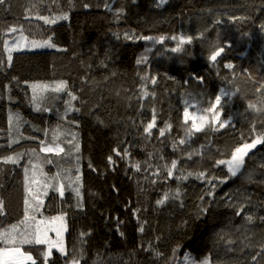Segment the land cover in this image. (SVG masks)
<instances>
[{
  "label": "trees",
  "instance_id": "obj_1",
  "mask_svg": "<svg viewBox=\"0 0 264 264\" xmlns=\"http://www.w3.org/2000/svg\"><path fill=\"white\" fill-rule=\"evenodd\" d=\"M157 2L9 0V11L0 7V35L9 26H16L22 27L24 34L31 39H45L50 35L56 44L55 48L13 53L12 67L0 73V92H4L2 86L9 84L11 77L21 81L12 88L14 102H9L7 92H4L5 98L0 99V156L33 148L38 151L40 140L51 143L53 129L77 134L84 207H75V197L70 191L65 192L62 200L57 193L49 191L45 199V215L67 212L65 247L71 252L73 248L79 251L83 246L85 259L81 264H178L173 261V249L177 246L178 258L192 254L198 259L211 257L215 264H248L253 251L264 244V222L260 219L264 217V168H261L264 144L257 145L249 154L251 159L246 158L245 172L252 176L250 183L239 178L228 179L226 167L217 166L215 161L230 158L235 147L250 143L257 132L264 131V123H261L264 120L253 121V112L246 110V102L257 103V96L264 95L256 91L259 83L264 82V29L260 27L264 23V0H169L159 8L155 6ZM85 3L90 7L85 8ZM120 8L125 11L117 18L116 12ZM29 9L32 10L31 17L26 18ZM37 12L45 16L66 12L69 19L45 25L42 20L35 19ZM217 19L221 21L219 24ZM201 32H205V38L186 45L191 57L170 51L176 46L175 40L166 39L163 44H155L124 39V33H134L137 37H199ZM116 34H119V39ZM218 38L221 46L226 48L219 65V76L217 69L207 60L208 50ZM147 48L152 52L146 53ZM2 51L3 45L0 44V53ZM160 51L164 55H160ZM141 54L148 56L146 65L135 63ZM101 62L108 67H102ZM229 62L234 65L232 71L223 67V63ZM192 69L204 78L206 88L189 81ZM113 73L116 75L112 76ZM144 75L155 77L157 83L147 84L149 92H154L155 96L142 100L139 97L145 82L140 77ZM60 80L67 81L79 97L73 104L81 109L80 112L69 113V120L74 123L59 119L63 115L65 101L69 99L64 93H49L50 98L45 105L51 109L49 112L37 113L29 104L32 95L29 84H54ZM220 89L229 92V96L222 98L220 108L222 121L229 123L216 132L211 131L213 125L208 123L201 127L206 128L205 131L196 133L187 144L179 145L180 151H174L173 141L185 138L191 124V121L187 125L184 123V101L199 102L198 107L206 108L214 102L215 95L221 94ZM10 109L27 121L20 125L19 133L34 137L21 139L12 148L7 147ZM153 110L157 116L156 127L148 139L143 134V126L151 120ZM97 117L104 123H97ZM165 122L171 123L172 129L160 137L159 129ZM19 133L13 125L12 134ZM57 142L67 148L64 135H60ZM201 145L208 147L199 156ZM117 147L121 152L130 148L132 161L141 162L142 168L147 161L153 166L152 170L136 173L126 161L115 155L113 149ZM189 152L194 155L191 161L186 159ZM48 155L40 154L41 157ZM109 155L117 162L115 170L107 164ZM209 155L210 159L207 158ZM172 160H178V168L185 173L205 171L225 179L226 183L216 189L213 198L205 195L208 187L205 182L191 177L181 185L182 207L176 200L156 206L155 201L169 187L174 190L179 182L161 179L153 185L150 183L155 179L152 171L159 169L163 177L164 166L170 165ZM89 161L103 175L91 171L87 166ZM25 163L26 158L19 166L6 165L0 175V184L3 185L0 196L8 204L7 215L0 217L4 226L23 218ZM69 166L73 167V163L62 161L60 167ZM113 185L119 189L118 192L113 191ZM230 202L243 204L244 212L238 215L236 208L227 206ZM128 205L133 209L137 206L145 209L140 213L141 218L147 221L145 233L137 230L136 219ZM201 207H207L208 211L201 213ZM245 214H255L254 222L246 224ZM115 216L125 221L123 238L109 219ZM82 231L91 233L83 244L79 237ZM228 240L235 243L229 245ZM149 243L161 253L159 258L144 250ZM249 243L253 249L244 248ZM229 247L234 250L229 251ZM32 251L36 255V250ZM53 259L55 264H64V258L55 250Z\"/></svg>",
  "mask_w": 264,
  "mask_h": 264
},
{
  "label": "snow or ice",
  "instance_id": "obj_2",
  "mask_svg": "<svg viewBox=\"0 0 264 264\" xmlns=\"http://www.w3.org/2000/svg\"><path fill=\"white\" fill-rule=\"evenodd\" d=\"M55 3L56 0H53ZM169 0H158L155 4L156 7H163L167 4ZM132 3H137V0H132ZM0 7H3L5 11L10 10L9 0H0ZM35 7V5H33ZM85 8L90 7L89 4H84ZM108 8V5H105ZM264 7V5H262ZM109 11L111 9L109 8ZM124 8H120L116 12V17L119 18L124 13ZM32 10H28V16L26 18L31 17ZM36 20H42L45 25H53L56 24L60 20L67 21L69 19V15L66 12H62L59 15L45 16L41 15L37 12L35 16ZM236 19L244 20L247 17H237ZM221 21L219 19L216 20V23L219 24ZM261 29H264V23L260 25ZM31 30V26H30ZM207 29L205 30V32ZM205 32H201L199 37H194L191 35L187 36H171V37H152V36H139L137 37L134 33H124L125 40H144L151 41L155 44H163L166 39H171L177 41L176 46L172 47L170 51L174 54L178 55H188L191 57L192 53L188 50L186 45L193 44L196 39L205 38ZM19 33V35H17ZM117 35V39H119V34ZM9 37V38H4ZM0 44L3 45V51L0 53V73H4L7 68H11L13 65V53L21 52L25 50L32 49H46V48H55L56 44L53 42L52 36H48L45 39H29L28 36L24 35V29L22 27L9 26L6 32H3L0 35ZM152 52L151 48L146 49V53ZM226 52V48L221 46L220 40L218 38L217 43L211 45L208 50L207 60L211 62L213 68L217 69V75L219 76V65L222 60L223 54ZM4 54H6V59L4 58ZM160 55H164L163 51L159 52ZM137 65L147 64L148 56L147 54H141V56L135 61ZM183 63V61H181ZM102 67L107 68V64L101 62ZM223 67L232 71L234 69L233 63H223ZM116 73H113L112 76H115ZM251 78V77H250ZM107 79V78H106ZM140 79L145 82L141 88L140 99H147L150 95L155 96L154 92H149L147 88V84L150 83L155 85L157 80L155 77H150L148 75L141 76ZM221 79H227L226 77H221ZM190 82L198 83L200 86L206 88L205 80L202 76H199L195 73V70H191V74L189 76ZM21 81L13 76L11 77L10 83L7 85H3L4 92H7V99L9 102H14L13 97L11 95L12 88L16 85H19ZM31 89V97L29 99V104L32 109L37 112H49L51 109L46 105L47 100L50 98L49 93H64L69 98L65 101V107L63 111V115L59 116L60 120L68 121L69 123H74V121L69 120V113L80 112V108L76 107L73 104V101H77L79 97L74 94V91L70 89V85L65 80H60L54 84L47 83H31L28 85ZM257 93H264V82L259 83V87L256 89ZM4 92H0V99H4ZM238 92V89H237ZM220 95H215L214 102H210L208 107H198L196 104L190 103L188 99L184 101L185 107L183 109V118L184 123L187 125L189 121H191L189 128V132L185 135V138H181L178 141H173L172 147L174 151H180L179 145L187 144L191 138L196 133H201L206 130V128H200L198 125L205 118L207 114V119L213 125L211 131L216 132L219 129H223L229 123L227 120H221V112L220 108L222 107V98L225 96H229V92L224 89H220ZM117 95H119L117 93ZM58 99L59 96L57 95ZM195 99V98H193ZM264 103V95L257 96V103L253 104L251 101L247 104L248 111H252L258 104ZM190 108L194 109V111L190 112ZM9 137L7 147L12 148L13 145L19 144L21 139H34V137H25L23 133H19V127L23 123H27V121H23V119L18 114H13L11 109L9 110ZM210 114V116H209ZM157 116L155 114V110H153V115L151 120L143 126V134L146 138L151 139L153 136V129L156 127ZM97 123L103 124L104 121L97 117ZM264 123V121H261ZM13 125L16 128V132L18 135L12 134ZM172 129V124L165 122L163 128L159 129V136L164 137L166 133H170ZM253 130L255 131V124L253 125ZM53 136L51 143L46 142L45 140L39 141L38 151L36 148L31 150H26L24 152L14 151L13 154L0 156V175H2L4 166L13 165L19 166L21 164V160L26 158V163L23 166L24 170V197H23V218L18 220L17 223L10 224L8 226H4L0 223V264H55L53 259V250H55L59 255L64 258V264H81V261L85 259L84 249L81 246L80 250L77 251L75 248L69 252L64 243L63 233L67 231L66 225V216L67 212L61 211L60 214L50 216L45 215L47 210V205L45 203V199L49 196V191L57 193L61 200L65 196L66 191H70L74 194L75 197V207L79 209H83V194H82V174H81V155H80V145L77 142V134L74 132L63 133L59 128L53 129ZM48 133L45 132V135ZM64 135L67 142V148L65 146H61V143L57 142L59 140V136ZM264 144V131L257 132L255 137L251 140V142H244L242 146H237L231 152L230 158L228 159H219L215 161L217 166H224L227 169L226 176L228 179H236L244 180L245 175V165L246 158L251 159L249 153L252 149L256 148L257 145ZM207 145H201L199 148V156L203 154V151L207 149ZM115 155L120 158L122 161H126L128 166L131 169H134L136 173H140L142 171L152 170L153 166L149 164L147 161L144 162L145 167L142 168V164L139 161H132L131 159V149L124 148L123 151L117 147L113 149ZM41 153L50 154L48 156L41 157ZM149 156L152 154L149 153ZM58 157V159H54L52 157ZM194 155L190 152L186 155V159L191 161ZM163 159V157H161ZM34 160L38 161L34 163ZM62 161H68L73 163V167L69 168H61ZM116 160L113 159L112 155L107 157V164L112 166V169L115 170ZM179 161L172 160L170 165L164 166L165 175L161 177L159 169L152 171V175L155 179H152L150 183L153 185L157 184L161 179H175L179 183L177 187L173 190L169 187L166 190L161 198H158L155 201L156 206H163L169 200L180 201V206H183V200L181 197L183 196L182 183L183 181H187L189 178L194 177L196 180H200L205 182L208 187L206 188L205 195L208 197H215L216 189L226 183L225 179H220L214 175H209L205 171L192 172L187 171L186 173L182 168H178ZM45 165H53L57 168V171L49 175L48 172L45 171ZM88 168L97 172L98 175H103L97 167H95L91 161L88 162ZM261 168H264V164H261ZM147 180L148 177L145 176ZM252 182V178L248 181ZM3 188V185L0 184V189ZM113 191L118 192L119 189L113 185ZM201 200H204V196L201 197ZM209 204L212 201L208 202ZM228 207H233L237 209V214L239 215L241 212H244V205L228 203ZM128 210L131 212V215L135 217L137 222V230L140 233H145L147 221L141 218L140 213L145 211L142 207H135L134 209L131 205H128ZM8 204L7 201L0 196V217H4L7 215ZM208 211L207 207H201L200 212L206 213ZM255 214H245V223L251 224L254 222ZM111 222L115 223L116 231L119 233L120 237H125V232L122 230V225L125 224L124 220H121L119 216L110 217ZM261 221L264 222V217H260ZM91 235L90 232H81L79 237L83 243H86V238ZM223 238V236H221ZM159 239V238H157ZM246 239H251V237H247ZM227 243L232 245L235 243L233 240H228ZM27 246V248L25 247ZM41 246V247H37ZM244 248L253 249L254 246L252 244H245ZM32 249L36 250V255H33ZM145 251L153 252L154 255L159 258L161 253L154 249L149 243L148 247L144 249ZM231 247H229V251H233ZM243 252V249L240 250ZM179 246L173 249V261L178 262V264H215L214 260L211 257L205 256L203 259L197 260L192 257L190 254L183 255L182 258H178ZM261 261H264V244L259 245L258 250L253 251L251 255V259L248 264H261Z\"/></svg>",
  "mask_w": 264,
  "mask_h": 264
},
{
  "label": "rangeland",
  "instance_id": "obj_3",
  "mask_svg": "<svg viewBox=\"0 0 264 264\" xmlns=\"http://www.w3.org/2000/svg\"><path fill=\"white\" fill-rule=\"evenodd\" d=\"M17 35H19V33H17ZM25 36H27L26 34H24ZM6 38H9V37H6ZM29 39H31L30 37H28ZM34 50H37V49H32V50H28V51H34ZM26 51V50H25ZM191 111H194V109H191L190 108V112ZM221 112V111H220ZM210 116V114H209ZM221 120H222V116H221ZM209 122V120L207 119V114L205 115V118L200 122V124L198 125L200 128L203 127V126H206ZM48 166V167H46ZM45 166V171L49 173V175H52L56 172V168L53 166V165H46ZM71 167V166H69ZM66 225H67V231H68V222H67V218H66ZM67 231L63 233V239H64V243H65V240H66V235H67ZM192 257H194L192 254H190ZM196 258V257H194ZM197 260H200L198 258H196ZM203 259V258H202Z\"/></svg>",
  "mask_w": 264,
  "mask_h": 264
},
{
  "label": "clouds",
  "instance_id": "obj_4",
  "mask_svg": "<svg viewBox=\"0 0 264 264\" xmlns=\"http://www.w3.org/2000/svg\"><path fill=\"white\" fill-rule=\"evenodd\" d=\"M253 104H256L255 101H251ZM249 103V102H246ZM252 112L254 114L253 121H260L264 120V103L258 104L255 108L252 109ZM208 159L211 158V155L207 157ZM252 178L251 174H246L244 177V182L248 183V181Z\"/></svg>",
  "mask_w": 264,
  "mask_h": 264
},
{
  "label": "water",
  "instance_id": "obj_5",
  "mask_svg": "<svg viewBox=\"0 0 264 264\" xmlns=\"http://www.w3.org/2000/svg\"><path fill=\"white\" fill-rule=\"evenodd\" d=\"M256 147H257V146H256ZM254 149H255V148H254ZM254 149H252V150L250 151V153H251V152H253V151H254ZM250 153H249V154H250Z\"/></svg>",
  "mask_w": 264,
  "mask_h": 264
}]
</instances>
